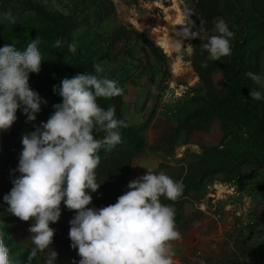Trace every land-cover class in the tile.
I'll return each mask as SVG.
<instances>
[{
	"label": "rangeland",
	"instance_id": "374dc122",
	"mask_svg": "<svg viewBox=\"0 0 264 264\" xmlns=\"http://www.w3.org/2000/svg\"><path fill=\"white\" fill-rule=\"evenodd\" d=\"M162 3L155 8L152 0H0V13L11 11L16 21L0 15V47L9 43L18 48L39 36L41 71L29 74V84L47 100L45 105L62 102L53 86L75 76L59 70L61 64L74 67L75 56L80 62L76 74H94L93 66L99 64L103 76L121 80L124 115L144 130L146 142L134 160L133 180L150 169L199 184L175 220L181 233L180 240L170 242L176 264H264V126L258 101L249 95L254 89L264 96V87L248 82L245 75L258 65L257 75L264 81V18L255 0H219V14L201 39L185 40L179 51L168 54L158 40L167 35L173 44L179 42L172 22L175 8L184 25L186 10L192 11L194 21L197 0ZM220 19L234 33L232 53L210 60L216 67L209 89L193 61L196 48L218 34L215 24ZM57 39L65 41L60 48L53 46ZM71 42L77 44L75 54L68 51ZM189 43L192 53L186 51ZM215 98L230 103L217 106L218 115L200 119L199 112L213 107ZM16 116L9 130L0 131V231L12 264H21L34 247L28 231L32 221L8 213L3 196L20 175L15 169L22 136L34 131L41 119L37 113L35 121L26 122L22 109ZM218 224L224 230L220 243L212 234ZM198 236L208 241V251ZM187 238L189 248L184 246ZM51 247L56 251L55 243ZM51 247L38 252V264H44ZM75 255L79 260L77 251Z\"/></svg>",
	"mask_w": 264,
	"mask_h": 264
},
{
	"label": "clouds",
	"instance_id": "9594fccd",
	"mask_svg": "<svg viewBox=\"0 0 264 264\" xmlns=\"http://www.w3.org/2000/svg\"><path fill=\"white\" fill-rule=\"evenodd\" d=\"M0 15L15 24L11 11ZM192 15L191 10H186L187 22L176 32L182 45L185 40L201 39L204 31V22L197 27ZM215 29L218 34L209 36L201 49L208 53L209 60L220 61L231 55L234 33L223 19L217 21ZM39 44L37 36L23 51L9 43L0 47V131L11 128L18 109L27 117L26 122H33L41 104H47L29 84V74L41 71ZM64 44V40L57 39L53 46L60 48ZM67 47L75 54V42ZM186 51L193 52L191 43ZM93 67L94 74L78 73L53 86L62 102L53 105L54 112L46 122L22 136L15 169L20 175L12 180L13 187L3 201L8 213L21 221H32L28 231L34 247L27 264H32L38 252L51 247L55 229L49 225L59 221L62 202L68 210L75 211L68 235L80 257L78 264H176L170 242L180 240L181 233L176 228L174 207L162 203L161 197L176 202L184 191L182 181L147 168V174L129 182V190L116 203L99 209L87 207L93 199L90 193L100 187L95 172L100 164L99 150L103 147L111 151L122 143L121 129L129 126L124 119L116 118L114 105L107 109L99 105L100 98L121 96L123 88L116 80L103 76L99 64ZM245 75L264 87L260 75L251 71ZM249 95L255 101L264 99L261 91L254 89ZM98 132L104 133L101 139L94 135ZM51 249L44 264H56L58 253ZM0 264H12L3 231Z\"/></svg>",
	"mask_w": 264,
	"mask_h": 264
},
{
	"label": "trees",
	"instance_id": "16d2710c",
	"mask_svg": "<svg viewBox=\"0 0 264 264\" xmlns=\"http://www.w3.org/2000/svg\"><path fill=\"white\" fill-rule=\"evenodd\" d=\"M256 11L258 14L262 15L264 18V0H255ZM219 0H197L196 10L194 12V21L197 27H199L200 22L203 21V29L209 27L213 20L218 16L219 12ZM61 18V17H60ZM28 44H22L17 49L25 50ZM196 54L194 57L193 65L195 71L198 73V76L204 85L210 89L213 87L212 75L215 71L216 64L212 63L207 59L205 53L202 52V49L196 48ZM80 62L75 56L74 67L72 65L61 64L59 70H71L73 75H76ZM206 64V66H205ZM84 68L91 70V68L83 63ZM92 71V70H91ZM247 71H251L254 74L258 73V65L253 68L249 67ZM116 80L120 87L123 88V83L117 78ZM250 78L246 76V80L249 82ZM98 103L101 107L107 109L108 106L114 105L116 110V118L124 119L129 125L127 128L121 129L122 134V143L117 145L111 151H107L105 148H101L98 152L100 156V164L98 165L96 172V181L100 183V187L94 193H90L93 197L92 203L87 207H92L99 209L101 207H106L110 204H114L117 201V198L128 191V184L133 180V164L134 160L142 153L145 149L146 142L144 137V130L140 129L137 125L132 124L124 115V100L123 94L118 97L111 99L100 98ZM229 101L225 100L223 102H218L215 98L213 100V107L210 106L208 110L199 112V117L204 119H210L213 116L219 114L217 111V106L228 104ZM55 103L50 102L48 105L41 104V111L39 116L41 122H46L49 116L54 112L53 105ZM259 112L261 114V124L264 126V99H261L257 102ZM97 139H101L104 135L102 132L94 134ZM179 180V179H177ZM202 178L200 179V181ZM184 184V191L182 196L176 201L172 202L170 200L161 197V202L167 205L174 207L175 217L174 219L180 217L184 211V206L187 198L192 190H196L199 186L197 182L190 181L188 178H183L181 180ZM202 183V182H201ZM75 211L68 210L63 202L61 203V217L58 222L50 223V227L58 226V230L55 231L53 243L56 245V252L58 253L56 264H73V261H76L78 264V258L75 255L76 249L71 247V240L69 238V221L74 217ZM241 235V234H240ZM239 235V237H240ZM254 253V252H252ZM257 256V255H256ZM39 258L36 256L32 264H38ZM222 261H219V264H222ZM21 264H27V258Z\"/></svg>",
	"mask_w": 264,
	"mask_h": 264
},
{
	"label": "bare ground",
	"instance_id": "6f19581e",
	"mask_svg": "<svg viewBox=\"0 0 264 264\" xmlns=\"http://www.w3.org/2000/svg\"><path fill=\"white\" fill-rule=\"evenodd\" d=\"M152 4L155 8L163 7L162 0H152ZM175 10L178 11V13L174 15L172 22L176 26V29L177 28L179 29L182 25L181 24L182 17L180 15V11L176 8ZM158 45L164 50H166V53L168 54H173L174 52L179 51L183 47V45L180 42H178L177 44H173L167 35L160 37V39L158 40Z\"/></svg>",
	"mask_w": 264,
	"mask_h": 264
},
{
	"label": "crops",
	"instance_id": "0c3cea01",
	"mask_svg": "<svg viewBox=\"0 0 264 264\" xmlns=\"http://www.w3.org/2000/svg\"><path fill=\"white\" fill-rule=\"evenodd\" d=\"M206 140V139H205ZM207 142H208V145H211V143H210V141L209 140H207ZM226 184V183H225ZM228 184V183H227ZM229 185V184H228ZM221 187H223V185L221 184ZM192 212H193V210H192ZM191 211L189 212V214H191L192 213ZM223 232H224V230H223V228H222V226H221V224H218L216 227H215V229H214V231L212 232V234H213V236L214 237H219V239L217 240L219 243L222 241V237H223ZM204 237H201V236H198V241H200V239H201V243L200 242H198V243H200L202 246H203V249H204V251H208V247H207V245H208V241L207 240H205V239H203ZM190 244H191V242H190V240L187 238L186 240H185V243H184V246H186L187 248H189L190 247Z\"/></svg>",
	"mask_w": 264,
	"mask_h": 264
},
{
	"label": "water",
	"instance_id": "95a60500",
	"mask_svg": "<svg viewBox=\"0 0 264 264\" xmlns=\"http://www.w3.org/2000/svg\"><path fill=\"white\" fill-rule=\"evenodd\" d=\"M166 52V50H164Z\"/></svg>",
	"mask_w": 264,
	"mask_h": 264
}]
</instances>
